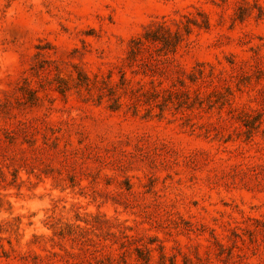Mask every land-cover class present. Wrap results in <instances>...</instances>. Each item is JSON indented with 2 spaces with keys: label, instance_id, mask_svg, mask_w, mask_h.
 <instances>
[{
  "label": "rangeland",
  "instance_id": "1",
  "mask_svg": "<svg viewBox=\"0 0 264 264\" xmlns=\"http://www.w3.org/2000/svg\"><path fill=\"white\" fill-rule=\"evenodd\" d=\"M0 264H264V0H0Z\"/></svg>",
  "mask_w": 264,
  "mask_h": 264
}]
</instances>
